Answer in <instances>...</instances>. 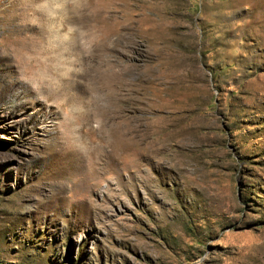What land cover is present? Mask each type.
I'll list each match as a JSON object with an SVG mask.
<instances>
[{
  "label": "rangeland",
  "instance_id": "374dc122",
  "mask_svg": "<svg viewBox=\"0 0 264 264\" xmlns=\"http://www.w3.org/2000/svg\"><path fill=\"white\" fill-rule=\"evenodd\" d=\"M57 2L0 0V264H264V0Z\"/></svg>",
  "mask_w": 264,
  "mask_h": 264
},
{
  "label": "bare ground",
  "instance_id": "6f19581e",
  "mask_svg": "<svg viewBox=\"0 0 264 264\" xmlns=\"http://www.w3.org/2000/svg\"><path fill=\"white\" fill-rule=\"evenodd\" d=\"M2 43L3 42H1L0 44ZM10 44H8L7 48L9 47ZM5 47L6 46L2 48L7 49ZM58 49H59L58 54H55L54 51L55 50L57 51ZM72 50L78 52V54L76 53L77 57L83 55L86 51L84 44H79L71 48L68 42H60L56 45H53L52 42H36V52L40 55L42 59L38 62L41 70H40V74H38V76L35 78L31 76H27L28 83L26 86H29L30 88L31 87L30 83L34 82L33 84L35 85L34 87L35 91H33L32 89L30 91L35 92L38 97L42 96L43 98L46 99L48 103L52 101L53 103H58L62 107L71 105L73 106L74 109L73 108L72 109L74 111L76 110L84 111L88 105L86 100L85 99L76 100V98H74L72 95H69V86L71 84L72 79L76 75V73L70 69V65L77 63L80 64L82 62V61L78 62L79 57L78 58L76 57L77 59L71 61L69 55L72 52ZM17 51H20L19 48ZM7 54H8L7 51L4 50L2 54L3 59L4 57H7ZM23 91L24 92H19L17 96L19 97L22 94H25V91L27 90H23ZM42 111L44 112V110ZM46 115L51 116L52 118L53 113L52 111H50Z\"/></svg>",
  "mask_w": 264,
  "mask_h": 264
},
{
  "label": "clouds",
  "instance_id": "9594fccd",
  "mask_svg": "<svg viewBox=\"0 0 264 264\" xmlns=\"http://www.w3.org/2000/svg\"><path fill=\"white\" fill-rule=\"evenodd\" d=\"M71 2L75 5L80 2V0H71ZM40 8L44 9L47 11V14L51 16L53 19L57 18L58 13L63 9L64 5L62 3L57 2V0H52L50 3L49 0H44V3L39 6ZM63 25H60V28H62ZM74 31L72 27L68 28V31L63 34V38L65 40L70 38L71 33ZM83 38V33L81 34ZM82 42L86 43V41Z\"/></svg>",
  "mask_w": 264,
  "mask_h": 264
}]
</instances>
